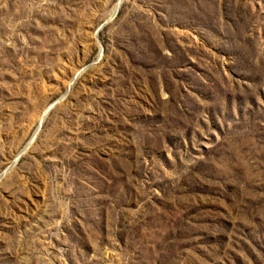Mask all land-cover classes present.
Here are the masks:
<instances>
[{
	"label": "rangeland",
	"instance_id": "obj_1",
	"mask_svg": "<svg viewBox=\"0 0 264 264\" xmlns=\"http://www.w3.org/2000/svg\"><path fill=\"white\" fill-rule=\"evenodd\" d=\"M119 1L0 0V264H264V0Z\"/></svg>",
	"mask_w": 264,
	"mask_h": 264
},
{
	"label": "water",
	"instance_id": "obj_2",
	"mask_svg": "<svg viewBox=\"0 0 264 264\" xmlns=\"http://www.w3.org/2000/svg\"><path fill=\"white\" fill-rule=\"evenodd\" d=\"M124 1L125 0H120L119 1V3H118V5L116 6V9H115V11H114V17L113 18H115L117 15H118V13H119V11H120V9H121V6H122V4L124 3ZM113 18H111L110 20H108V21H106L100 28H99V30L97 31V33L101 30V29H103L106 25H108L109 24V22H111V20L113 19ZM51 109H49L48 111H50ZM48 111L46 112V113H48ZM45 117V116H44ZM42 125V124H41ZM40 129H41V127L39 128V130H38V132L40 131ZM37 132V133H38ZM33 141H34V139L27 145V147L23 150V152H21L20 154H19V156L17 157V159H16V161L14 162V165L15 164H17V162L20 160V158L27 152V150H28V148L32 145V143H33ZM11 169V168H10ZM10 169H8L1 177H0V179H2L6 174H7V172L8 171H10Z\"/></svg>",
	"mask_w": 264,
	"mask_h": 264
}]
</instances>
